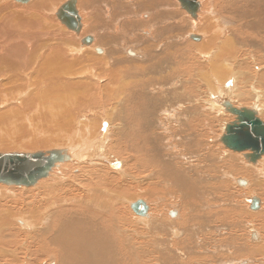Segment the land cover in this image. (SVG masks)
<instances>
[{
  "label": "bare ground",
  "instance_id": "1",
  "mask_svg": "<svg viewBox=\"0 0 264 264\" xmlns=\"http://www.w3.org/2000/svg\"><path fill=\"white\" fill-rule=\"evenodd\" d=\"M68 1L0 0V121L34 124L4 130L0 150L55 146L70 157L29 189L0 183V264H194L210 252L219 264H263L264 155L226 147L238 116L223 104L264 117V0H197L195 12L180 0H76L79 33L57 20ZM183 34L195 55L174 40ZM250 63L261 67L241 80L254 90L244 93L235 73ZM206 107L232 115L217 139L206 134L231 154L207 152ZM127 168H139L136 195ZM218 168L223 177L209 178ZM140 200L145 215L132 208Z\"/></svg>",
  "mask_w": 264,
  "mask_h": 264
},
{
  "label": "water",
  "instance_id": "2",
  "mask_svg": "<svg viewBox=\"0 0 264 264\" xmlns=\"http://www.w3.org/2000/svg\"><path fill=\"white\" fill-rule=\"evenodd\" d=\"M24 4L31 0H15ZM182 7L189 12H195L199 7L197 0H180ZM58 18L66 26L77 33L82 29L81 17L76 8V0L65 3L58 12ZM94 41L89 36L83 40L90 44ZM224 107L234 116H238L236 122L228 125V133L224 135L223 142L226 147L235 152L250 150L253 152L252 161L264 155V121L257 115L255 110L247 108L238 109L231 103L226 102ZM70 157L60 150H51L48 153L36 154L8 153L0 154V183L18 186H33L40 179L48 177L51 169L61 162L68 161ZM255 202L252 208L255 210ZM133 210L143 215L148 211L147 204L140 200L133 204ZM144 214V215H145Z\"/></svg>",
  "mask_w": 264,
  "mask_h": 264
},
{
  "label": "rangeland",
  "instance_id": "3",
  "mask_svg": "<svg viewBox=\"0 0 264 264\" xmlns=\"http://www.w3.org/2000/svg\"><path fill=\"white\" fill-rule=\"evenodd\" d=\"M213 2H215L216 4H218V6L220 7V6H227L228 5V0H212ZM15 2H17V1H15V0H13V3L14 4H16L17 5V3H18V6H23L24 5V3H21V2H17V3H15ZM227 2V3H226ZM245 2V0H238V2L236 3V2H232V3H235L236 5H238L239 7H241L242 5H243V3ZM23 4V5H22ZM221 4H224V5H221ZM255 8L257 7V6H254ZM56 8V7H55ZM182 9L181 10H184V8L183 7H181ZM185 11V10H184ZM214 14L213 15H211L210 17L212 18V19H214L215 17H217L218 16V14H219V12H220V9L219 8H217V7H214ZM218 11V12H217ZM225 14V15H224ZM222 16L223 17H225V18H230L231 16H229V14L227 15L226 13H224ZM226 16H228V17H226ZM57 19V17H55V16H53V19ZM59 22H60V20L59 19H57ZM57 21V22H58ZM56 22V20L54 21V22H52L53 24H56L57 23ZM63 24V23H62ZM64 25V24H63ZM64 26H66V25H64ZM231 27H234V25H232V26H230L229 28H231ZM68 31H69V29H68ZM185 33H187V31L185 32ZM184 33V34H185ZM197 33H199V32H197ZM184 34H183V36H180L179 38H174V40L175 41H179L180 40V42H182V40H183V43L184 44H186L187 42L189 43V44H186L185 46H187L188 47V49L189 50H192V51H194L195 49H192L194 46L191 44V43H193V42H191V40H188L187 38H186V35L184 36ZM92 35V34H91ZM184 38V39H183ZM258 38V37H257ZM176 39H179V40H176ZM170 41H174L173 39H169ZM185 40V41H184ZM263 40V39H262ZM191 42V43H190ZM49 43H52L50 40H49ZM189 45H190V48H189ZM98 46H100L102 49H104V47L102 46V45H98ZM84 47V46H83ZM79 53H82L81 52V50H79L78 51ZM94 52L93 51H91L90 53H87V54H93ZM196 54V51H194V53H193V55H195ZM79 55H84V54H79ZM251 65V66H250ZM252 66H253V69H254V71L255 72H250L251 71V69H252ZM258 67H261V64H258V65H254V64H249V67H246V68H239V70H237L236 71V73H235V75L240 79L239 81L241 82V80L242 79H244V76L246 77V78H248L249 76H250V78L252 77V76H254V75H258V73H257V71H258ZM261 68H263L262 69V71H264V67H263V65H262V67ZM241 69V70H240ZM249 69H250V71H249ZM252 69V70H253ZM243 70V71H242ZM251 73V74H250ZM256 75V76H257ZM246 80H248V79H246ZM250 80V79H249ZM261 80H263V78L261 79ZM197 82H198V80H197ZM258 83H259V85H258V83L256 84V88L259 90V92H260V94H261V100L263 101V103H262V101H261V103L263 104V106H264V94H262V93H264V84L263 83H260L259 82V80L257 81ZM250 82H248L247 81V84H246V81H242L240 84H241V89L240 90H243L244 88V93H253L254 92V90L252 89V87H251V85L249 84ZM244 84V85H243ZM246 84V85H245ZM251 84H253L252 82H251ZM258 85V86H257ZM44 88V87H43ZM248 88H250L249 90H248ZM45 89V88H44ZM43 89V90H44ZM262 92V93H261ZM238 95L236 94V97H237ZM234 99H235V97H233V101H234ZM238 99V98H237ZM236 99V100H237ZM240 101H241V99H240ZM239 101V102H240ZM237 102H238V100H237ZM241 104V105H240ZM245 104V105H244ZM245 106V107H248L249 105L251 106V108H255L256 107V105L254 104V101H253V103H252V101H250V102H248V104L247 103H243V102H241V103H236V106ZM248 105V106H247ZM239 106V107H240ZM89 108L90 109H92L93 107L92 106H89ZM109 108H111V107H109ZM258 108V107H257ZM80 110H82V109H80ZM84 110L85 111H88L87 110V108L85 107L84 108ZM209 110V111H208ZM264 108L262 109L261 107L259 108V114H263L264 113ZM96 111V110H95ZM110 111H112L111 109H110ZM112 112H115V111H112ZM210 112V113H209ZM261 112V113H260ZM202 113L203 114H205V120H210V122H209V128L208 127H206V128H202V131H203V134H204V136H206V138H207V143L209 142L208 140H209V138L211 137V138H216L217 139V137L220 135V134H222V126L221 125H223L224 123H230L231 122V120H233V117H232V115H230L229 113H228V116H227V113L226 114H220V113H218V111H216V110H212L211 111V109H208L207 107L205 108V111H202ZM212 113V114H211ZM214 113H216V114H214ZM96 114H98V112L96 111ZM0 115H2V116H5V115H3L2 113H0ZM222 116V117H221ZM229 116H231L230 118H229ZM17 117H18V120H17ZM17 117H15L14 116V118H13V116L12 115H7L6 116V118H5V120H2V121H0V136H4L5 135V132L6 131H4V130H7L8 128H12L13 126H15V125H17L18 123L19 124H21L22 123V119H24V120H28L27 122L28 123H30L29 122V119H28V117H26V115L25 116H17ZM19 117H21V118H19ZM227 117V118H226ZM225 118V119H224ZM262 119L264 118V117H261ZM7 119H9V124H7L6 126L5 125H2ZM13 119H14V121H13ZM217 120V121H216ZM264 120V119H263ZM17 121V122H16ZM20 121H21V123H20ZM218 122V123H217ZM220 122V123H219ZM223 122V123H222ZM23 124V123H22ZM30 124H32V125H34L33 123H30ZM8 125H10V126H8ZM211 125V126H210ZM25 126H26V128L28 129L29 128V125L28 124H25ZM2 127H4V128H2ZM214 127H215V129H214ZM220 129H219V128ZM6 128V129H5ZM209 130H208V129ZM2 130V131H1ZM204 131H205V133H204ZM212 131V132H211ZM207 132H209V133H207ZM206 134H208L209 135V138H208V136L206 135ZM214 134V135H213ZM216 134V135H215ZM219 134V135H218ZM213 136V137H212ZM207 143H205V144H207ZM215 146H214V145ZM213 144H211L210 142L207 144V147H208V150H207V152L209 153V155H211L212 153H215L218 157H220L222 154H223V152L224 151H227L228 152V154H231L230 152H231V150L229 149L228 150V148H226L222 143L221 144H218V143H216V142H214ZM28 147V146H27ZM25 147L24 149H22V150H20V149H13V150H10V151H8V150H5V149H1L0 150V152H5V153H7V151L8 152H11V153H31V152H36L35 150H37L38 148H36V147ZM55 146H52V147H49V148H45V146L44 147H42L41 149H39V150H41V151H46L47 152V150L49 151V150H51V149H53ZM220 147V148H219ZM56 148V147H55ZM223 148V149H222ZM4 150V151H3ZM232 152H234V151H232ZM238 152H235L234 154L235 155H239V153L237 154ZM241 159L240 160H242V157H240ZM240 165H243L242 164V162H240ZM66 168V167H65ZM65 168H63V166H62V168H60V169H65ZM127 171L132 175V177H133V179H136V180H129V179H127V178H125V177H123L124 178V180H125V183H126V187L128 186H130V188L132 189L130 192H132L133 193V191H134V195H136V185L138 186L139 184H136V183H138V182H140V177H141V175L139 174V168H134V169H132V173H131V170L130 169H128L127 168ZM209 171V172H208ZM219 171V168L218 169H216V170H211L210 171V169H207V175H208V177L210 178H213V177H216L217 178V176H218V178L219 177H221L222 176V174H218L217 176H216V173ZM138 172V173H137ZM136 173L138 174L137 176L138 177H136L135 175H136ZM208 173H210V175L208 174ZM213 173V174H212ZM215 173V174H214ZM212 174V175H211ZM221 175V176H220ZM136 178H135V177ZM223 177V176H222ZM217 178V179H218ZM217 179L216 180H214L213 182L214 183H217ZM45 180V179H44ZM132 181H133V183H132ZM136 181H138V182H136ZM212 181V180H211ZM210 181V183H212ZM220 181H223L224 182V178H222V179H220ZM129 182H130V184H129ZM135 184V185H134ZM132 185V186H131ZM133 186H135V187H133ZM19 188V187H18ZM21 189H29V188H26V187H20ZM134 188V189H133ZM19 190V189H17V188H14V191H16V190ZM19 190V192L20 191H22V190ZM235 190V189H234ZM141 192V191H140ZM238 193H239V191H237ZM127 193H128V195H129V192L127 191ZM218 194H219V192H218ZM128 195L126 196V199H127V197H128ZM244 196V195H243ZM241 197L242 199H240V198H238V200H239V202H241V205L240 206H242V204H243V208H245V205H246V202H244L245 201V197ZM256 197H258V195H255ZM165 197V196H164ZM212 197V196H211ZM166 198V197H165ZM164 198V199H165ZM167 198L168 199H170L171 197L170 196H167ZM175 198V197H174ZM204 200H209V199H205L204 198ZM241 200V201H240ZM175 201H176V199H175ZM177 202V201H176ZM214 202H216V201H214ZM213 202V205H215V206H213V208H215L216 209V207H217V209H222V208H225V207H230V205L227 203V205L228 206H225V207H222V203H218V202H216V203H214ZM171 203V204H170ZM170 203H168V205L166 206L165 205V208L166 209H169L170 207H172V202H170ZM164 204V203H163ZM219 204H220V206H219ZM248 204H249V202H248ZM150 205V204H149ZM219 206V207H218ZM218 211V210H217ZM128 212L130 213V211L128 210V209H126V214H128ZM131 216V215H130ZM132 217V216H131ZM172 217V216H171ZM133 218V217H132ZM134 219V218H133ZM244 220L246 221V222H244ZM242 221V223H243V226H244V224L246 223V225L244 226V227H242V224H241V222H240V226L243 228V229H247V231H246V233L248 234V231H250V228L252 227L251 225H249V223H247L248 221L244 218V219H242L241 220ZM249 226H248V225ZM251 226V227H250ZM255 226V225H254ZM255 229H257V227L255 226ZM225 231H228V230H223V232H225ZM218 238V237H217ZM261 239H262V237H261ZM252 243H254L253 241H252ZM257 246H262V245H264V240L262 239V241H261V243H259V244H256ZM219 254V255H218ZM217 254V256L220 258V255H221V253H218ZM225 254V253H224ZM215 255H214V253L213 252H210V253H202V254H200V255H198V256H193V259H194V264H219V263H217L216 262V260H215V258H213ZM216 256V257H217ZM196 257V258H195ZM202 257V258H201ZM208 257V258H207ZM199 258V259H198ZM204 259V260H203ZM260 261V260H259ZM262 261H263V264H264V259H262Z\"/></svg>",
  "mask_w": 264,
  "mask_h": 264
}]
</instances>
